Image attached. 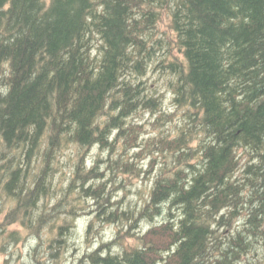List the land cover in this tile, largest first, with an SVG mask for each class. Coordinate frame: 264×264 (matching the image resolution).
Instances as JSON below:
<instances>
[{"label": "trees", "instance_id": "16d2710c", "mask_svg": "<svg viewBox=\"0 0 264 264\" xmlns=\"http://www.w3.org/2000/svg\"><path fill=\"white\" fill-rule=\"evenodd\" d=\"M118 171L151 176L141 204L113 203ZM1 194L31 264L79 250L83 215L88 241L102 222L141 244L120 229L73 264L264 262V0H0Z\"/></svg>", "mask_w": 264, "mask_h": 264}, {"label": "rangeland", "instance_id": "374dc122", "mask_svg": "<svg viewBox=\"0 0 264 264\" xmlns=\"http://www.w3.org/2000/svg\"><path fill=\"white\" fill-rule=\"evenodd\" d=\"M159 28L168 31L169 18L167 16L164 17ZM149 80L151 81V83L157 81L153 77V75L150 76ZM158 83L160 86V91L165 95V98L163 99L164 100L163 110L164 111L165 110L168 111L169 109L173 110V106H172L173 104L171 102V98L169 94L166 92V88L164 87V85H162L161 80H159ZM172 110H170L169 112H171ZM157 114H161V112L155 114H153V112L151 111H147L144 113L141 112L135 116H132L131 121L134 123L145 124L146 125L145 129L147 130V133H144V135L148 136L158 131L154 129L152 126V122H154ZM166 127L168 128L169 125L167 124ZM134 150L135 148H132L127 150L126 152L123 150V148H121L120 152L123 151V155H122L123 159L129 162H133L134 160H136L133 158ZM102 153L103 151L101 150V148H98L96 146L93 149H90V152L88 153V155H90V161H92L94 157H96L97 155L99 154L102 155ZM146 162H148V159H138L137 165L142 167L143 164H145ZM90 164H92V162ZM90 164L88 165V167H91ZM143 169H148V166L146 168L143 167ZM65 170L66 171L63 172L69 173L70 168L67 167ZM112 174L115 175L112 177H108L109 179H105V178L104 179L105 182H107V186L109 187L110 191L113 192L112 194V199L114 200L113 203L117 204L119 208H121V206H123L124 208L126 207L129 208L131 206H135L136 204H141L144 198L148 196V192L152 186L151 176L146 178V177L138 176L132 172H123V171H118L117 173H112ZM0 203L6 205L5 206L6 210L11 205H13L12 201L9 198L6 199L2 194L0 196ZM89 204L90 206H92L93 201ZM88 220H89V215H83L77 220V222L79 223V231L76 233L74 237L75 238L74 241L79 247V250L73 249L71 251H68L67 253L60 254L57 258L52 257L51 255L52 261L50 264H73L78 252L82 254L87 250L91 249L92 247L96 249L99 248V246H101L103 243L110 242L116 239L119 230L122 228L120 224H109L103 226V223L101 222L100 224L97 225V229H95L94 231L96 233L95 234L93 233L91 235V237L94 236L92 241H88V237H85V230H86V226L88 225ZM149 226H151V223H148V221H143L142 224H140V227L142 228L141 230L146 232L149 230L148 229ZM12 230H17L21 232L23 238L21 239L19 244H11L13 242L0 241V264H31L30 252L33 246L34 249L36 248L37 243L33 241V238L25 237L27 231L19 224H13L8 228V232ZM121 230H122L121 232H123L122 241L124 242L125 246H136L138 243H140L138 239L139 238L138 233L136 234V231H138L139 229H135L133 231V233L135 232V234L137 235V238L130 237L128 233L125 234V232H127L126 229H121ZM44 240H47V235L44 236ZM47 251L48 248L46 246V256H47ZM255 256H256L255 264H264L263 259L261 257H259L258 255ZM43 258H45V256H43ZM252 263L253 262L248 261L245 264H252Z\"/></svg>", "mask_w": 264, "mask_h": 264}]
</instances>
